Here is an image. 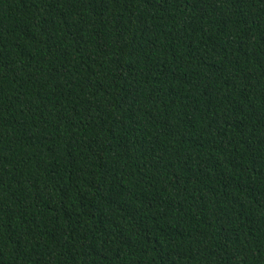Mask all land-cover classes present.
Masks as SVG:
<instances>
[{
	"label": "trees",
	"instance_id": "16d2710c",
	"mask_svg": "<svg viewBox=\"0 0 264 264\" xmlns=\"http://www.w3.org/2000/svg\"><path fill=\"white\" fill-rule=\"evenodd\" d=\"M0 264H264V0H0Z\"/></svg>",
	"mask_w": 264,
	"mask_h": 264
}]
</instances>
